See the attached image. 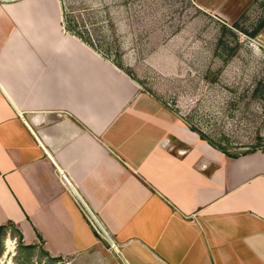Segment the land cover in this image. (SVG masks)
I'll return each mask as SVG.
<instances>
[{
    "label": "crops",
    "instance_id": "obj_1",
    "mask_svg": "<svg viewBox=\"0 0 264 264\" xmlns=\"http://www.w3.org/2000/svg\"><path fill=\"white\" fill-rule=\"evenodd\" d=\"M60 7L0 0V225L64 264H264V150L205 140Z\"/></svg>",
    "mask_w": 264,
    "mask_h": 264
},
{
    "label": "rangeland",
    "instance_id": "obj_2",
    "mask_svg": "<svg viewBox=\"0 0 264 264\" xmlns=\"http://www.w3.org/2000/svg\"><path fill=\"white\" fill-rule=\"evenodd\" d=\"M59 4L84 36L112 60L120 56V68L170 102L205 140L234 156L264 150V0ZM52 262L64 264L23 248L14 226L0 229V264Z\"/></svg>",
    "mask_w": 264,
    "mask_h": 264
},
{
    "label": "trees",
    "instance_id": "obj_3",
    "mask_svg": "<svg viewBox=\"0 0 264 264\" xmlns=\"http://www.w3.org/2000/svg\"><path fill=\"white\" fill-rule=\"evenodd\" d=\"M64 7H65V6H64ZM69 12H71V11L67 10L66 7H65V12H64V24H65L66 28H67L69 31L73 32L74 34L78 35L80 38L84 39L86 42H88V43H89L91 46H93L94 48L101 50L106 56L111 57V54H110L109 52H106V51L102 50V49L99 47V44L96 43L92 38H90V37H88V36H84V35L80 32V29H78V26L73 22L72 15H70V14H72V13H69ZM114 60H117L118 65H119L120 67L123 68L122 63H121L120 56H115V59H114ZM190 126H192V125H190ZM192 128L196 129V128L193 127V126H192ZM202 137L204 138V135H203V134H202ZM210 143H211V142H210ZM211 144H213V143H211ZM213 145H214V144H213ZM214 146H216V145H214ZM216 147H218V146H216ZM218 148L223 150L222 147H218ZM223 151H224V150H223ZM232 156H234V155H232ZM8 225H12V226H14L13 224H8ZM8 225H0V229H6ZM14 227H15V226H14ZM15 228H16V227H15ZM17 231H18V230H17ZM19 235H20V234H19ZM20 240H21V242H22V238H21V236H20ZM22 246H23V248H27V249L35 250L34 245H25V244H23V242H22ZM42 252L44 253V251H42ZM45 254H46V253H45ZM46 255H48V254H46ZM48 256H49V255H48ZM51 259H52V261H57V259H53V258H51Z\"/></svg>",
    "mask_w": 264,
    "mask_h": 264
}]
</instances>
